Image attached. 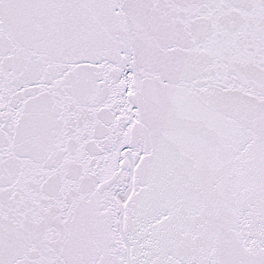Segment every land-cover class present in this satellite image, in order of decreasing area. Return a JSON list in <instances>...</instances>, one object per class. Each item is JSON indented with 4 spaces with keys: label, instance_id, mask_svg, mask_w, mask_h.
I'll use <instances>...</instances> for the list:
<instances>
[{
    "label": "snow or ice",
    "instance_id": "1",
    "mask_svg": "<svg viewBox=\"0 0 264 264\" xmlns=\"http://www.w3.org/2000/svg\"><path fill=\"white\" fill-rule=\"evenodd\" d=\"M0 264H264V0H0Z\"/></svg>",
    "mask_w": 264,
    "mask_h": 264
}]
</instances>
